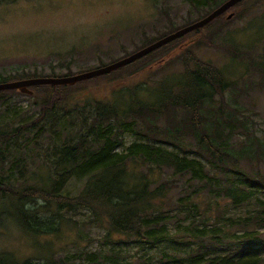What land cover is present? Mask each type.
I'll return each instance as SVG.
<instances>
[{"label":"trees","instance_id":"trees-1","mask_svg":"<svg viewBox=\"0 0 264 264\" xmlns=\"http://www.w3.org/2000/svg\"><path fill=\"white\" fill-rule=\"evenodd\" d=\"M226 1L188 0L193 8L200 10L199 20ZM250 1H242L206 27L124 68L73 86L31 87L33 93L28 96L38 115L9 131L0 130V197L15 223L34 237H46L60 234L75 222V216L86 214L89 223L105 230V238L117 246L134 241L155 250L169 243L191 251L187 257L164 254L159 261L154 257L139 258L136 264H264L261 255L264 236L259 233L264 230V178L248 176L239 168L241 157L252 153L255 159V154L262 151L245 149V144L236 149L223 138L225 131L236 128L233 125L246 122L237 119L232 125L226 124L221 116L217 122L211 118L210 107H214L217 96L223 105H228L225 94L232 83L218 67L201 59L194 50L204 46L219 48L214 43L217 33L234 20L244 19L246 13H252V6L264 4V0H255L249 5ZM230 13L233 17L228 19ZM215 24L217 27L211 31ZM194 37L200 40L182 51V70L175 81L165 78L152 84L148 81L112 89L114 84L132 79L161 62L164 57L160 56L178 46L185 47ZM66 68L67 73L57 74L52 70L51 76L35 71L0 75V84L84 73ZM88 86L111 87L103 94L83 99L80 97L83 92L78 91ZM13 95L23 93L0 91V103ZM70 118L78 122L69 123ZM130 133L138 138L126 146L125 137ZM42 141L47 143L46 148H40L45 151L44 156L27 158L23 142V145L33 142L39 145ZM190 141L194 148L186 151L183 145L190 146ZM163 145L175 146L182 152L170 151ZM188 152L194 156H188ZM167 173L174 177L163 178ZM72 179L81 182L77 190L70 186ZM193 187L203 188L217 199H228L233 207L253 206L248 216L227 220L245 229L242 235H235L238 249L232 251L234 244L229 243L224 255L193 252V245H201L199 241L205 238L213 246L223 244L218 237L220 228L193 226L186 236L188 227L182 225V232L173 234L170 228L176 217L173 214L184 208H196L188 194V189ZM177 189L185 193L174 197ZM98 256L90 253L87 259L95 264ZM0 264L14 263L0 256ZM21 264L54 263L28 259Z\"/></svg>","mask_w":264,"mask_h":264},{"label":"rangeland","instance_id":"rangeland-1","mask_svg":"<svg viewBox=\"0 0 264 264\" xmlns=\"http://www.w3.org/2000/svg\"><path fill=\"white\" fill-rule=\"evenodd\" d=\"M252 8L253 12L246 13L244 19L234 20L217 33L214 43L219 48L202 46L194 50L201 59L218 67L232 83L225 94L228 105H223L217 96L214 107H210L211 118L217 122L221 116L226 124L244 119L245 124H232L236 128L225 131L223 138L236 149L245 144V149L261 150L262 153L255 154V159L252 153L241 157L239 168L248 176L264 178V4ZM199 13L188 0H0V75L35 71L51 76L52 70L57 74L67 73L66 67L74 73L88 72L131 55L190 21L199 20ZM215 27L217 24L211 31ZM198 40L194 37L185 47L178 46L160 56L164 57L161 62L132 79L114 84L112 89L140 82L152 84L154 80L165 78L175 81L182 70V51ZM110 87L88 86L78 92H83L80 97L87 99L93 94L105 93ZM37 115L38 109L27 94L13 95L7 102L0 103V130L9 131ZM76 122L75 118L69 119V123ZM137 138L127 134L126 146ZM23 144L27 158L44 156L45 151L40 148H46L47 143ZM189 144L191 147L183 145L186 151L194 148L193 142ZM163 146L182 152L175 146ZM187 155L194 156L190 152ZM170 176L172 173H167L163 178ZM70 182L74 190L81 186L76 179ZM183 193L177 189L174 197ZM188 194L196 208H184L173 214L176 215L170 226L173 234L182 232V225L188 227L186 236L193 226L220 228L218 237L223 244L213 246L211 240L205 238L199 241L201 245H193V252L224 255L229 243L234 244L232 251L238 249L239 240L235 235H242L245 229L227 220L248 216L253 206L233 207L230 200L217 199L203 188H189ZM5 203L0 197V256L14 264L28 259L54 264H93L87 259L90 253L99 255L95 264H136L139 258L154 257L159 261L164 254L187 257L191 252L185 246L169 243L155 250L143 248L134 241L117 246L105 238V230L89 223L86 214L75 216V222L60 234L34 237L15 223ZM259 233L264 236V230Z\"/></svg>","mask_w":264,"mask_h":264},{"label":"water","instance_id":"water-1","mask_svg":"<svg viewBox=\"0 0 264 264\" xmlns=\"http://www.w3.org/2000/svg\"><path fill=\"white\" fill-rule=\"evenodd\" d=\"M244 0H227L221 6L216 8L206 17L196 21L195 23L188 25L184 28L179 29L178 31L169 34L154 43L142 48L131 55L120 59L116 62L108 64L104 67H100L85 73L77 74L74 76H65V77H39L33 79H26L21 81H14V82H7L0 84V91H19L23 94L31 95L32 91L30 90L31 87L36 86H43V85H51V86H60V85H69L73 86L79 82L87 81L96 77L103 76L105 74L111 73L118 69L124 68L145 56L155 52L156 50L162 48L165 45H168L192 32H195L199 29H202L212 23L221 15L227 13L233 7L238 5ZM233 17V13L229 14L228 19Z\"/></svg>","mask_w":264,"mask_h":264},{"label":"flooded vegetation","instance_id":"flooded-vegetation-1","mask_svg":"<svg viewBox=\"0 0 264 264\" xmlns=\"http://www.w3.org/2000/svg\"><path fill=\"white\" fill-rule=\"evenodd\" d=\"M33 93V92H32Z\"/></svg>","mask_w":264,"mask_h":264}]
</instances>
